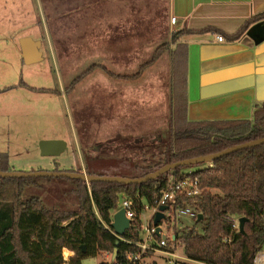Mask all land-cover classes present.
<instances>
[{
    "label": "rangeland",
    "instance_id": "rangeland-1",
    "mask_svg": "<svg viewBox=\"0 0 264 264\" xmlns=\"http://www.w3.org/2000/svg\"><path fill=\"white\" fill-rule=\"evenodd\" d=\"M85 3L79 4L80 10L62 15V1L54 2L45 19L57 70L46 54L47 70L28 75L26 68L18 77L32 86L29 90L20 84L19 110L11 106L8 110L16 113L7 115V107L1 109L0 153L7 155L9 170L140 176V166L153 161V153L186 130L184 98L180 90L174 91L170 75L171 33L165 7L126 2L114 8L109 2L103 6ZM77 6L72 2L66 9ZM176 114L182 119L176 121ZM53 139L64 140L66 149L58 156L41 155L39 142ZM205 166L207 162L184 166L179 172ZM71 180L36 177L26 183L22 197L36 195L49 206L75 209L76 184ZM122 196L118 193L116 205ZM192 225L201 230V223L179 215L164 225L163 232L169 236ZM174 253L178 257L148 252L137 264H203L187 258L179 242ZM111 260L112 253L102 251L82 259L81 264Z\"/></svg>",
    "mask_w": 264,
    "mask_h": 264
},
{
    "label": "trees",
    "instance_id": "trees-1",
    "mask_svg": "<svg viewBox=\"0 0 264 264\" xmlns=\"http://www.w3.org/2000/svg\"><path fill=\"white\" fill-rule=\"evenodd\" d=\"M263 17L264 13L259 14L242 29ZM238 35L239 32L232 37ZM176 117V121L182 119L179 114ZM182 133L169 140V146L165 143L159 153H153V161L140 166L141 175L169 162L215 153L263 137L264 103L254 111L252 119L186 120V130ZM211 163L212 172L206 173L205 169L193 171L199 176L203 192L179 202L180 206L190 204L197 215L202 214L201 220L197 215L194 218L196 223L202 224L201 230L192 225L180 233L175 231V242H179L187 258L194 261L252 264L256 252L264 247V143L229 153ZM180 168L141 184H87L72 179L78 200L75 209L49 206L36 195L23 198L26 183L36 181V177H0V264H63V254H68L66 250L62 253L63 248L74 251L67 260L69 264H81L82 259L102 251L111 252L114 259L97 264H128L125 254L135 252L137 247L117 238L103 224H111L118 193L134 200L145 198L151 205L163 188L167 175L174 173L178 176ZM0 170L9 171L4 153H0ZM242 216L247 220L243 232H240L232 227V222L235 217ZM139 231L140 221L136 218L122 236L137 241Z\"/></svg>",
    "mask_w": 264,
    "mask_h": 264
},
{
    "label": "crops",
    "instance_id": "crops-1",
    "mask_svg": "<svg viewBox=\"0 0 264 264\" xmlns=\"http://www.w3.org/2000/svg\"><path fill=\"white\" fill-rule=\"evenodd\" d=\"M61 1L62 15L80 10L79 4L85 2L93 6L109 2L114 8L126 2L163 5L171 33L172 86L174 91L182 92L188 121L252 119L254 111L264 103V17L242 29L264 13V0ZM54 2L59 0H0V98L5 95L0 99V112L7 107V115L13 114L14 109L8 110L11 106L19 110L18 96L23 87L18 77L26 68L28 75L44 72L49 54L57 70L53 39L45 19ZM72 2L78 4L77 9L67 11ZM238 32V37L233 38ZM217 35H222L223 40L218 41ZM22 39L38 43L36 53L26 59L20 46ZM24 86L32 89L27 83ZM2 108L5 109L1 111ZM64 250L68 254L63 256V264H69L67 260L74 251L63 248L62 253Z\"/></svg>",
    "mask_w": 264,
    "mask_h": 264
},
{
    "label": "built area",
    "instance_id": "built-area-1",
    "mask_svg": "<svg viewBox=\"0 0 264 264\" xmlns=\"http://www.w3.org/2000/svg\"><path fill=\"white\" fill-rule=\"evenodd\" d=\"M216 39L222 41L223 37L222 35H217ZM212 167L213 164L207 162V166L200 167L199 169L211 171ZM203 190L204 188L201 186L199 176L193 174V171H191L187 173H179L178 176L174 173H169L163 188L151 205L145 198L134 200L130 196L122 193L123 196L121 202L119 206L117 205L115 212L120 209L124 210L126 218L130 220L128 229L132 226V222L136 218L139 219L140 238L137 241L126 239L123 236L116 234L111 225L103 224L117 238L137 247L135 252H127L125 254V259L128 264H136L144 255L153 251H161L168 256L178 257L174 253V246L176 244L175 233L172 231L173 233L168 236L163 232L164 225L170 224L172 220H175L176 216L179 215L189 216L194 219L197 215V211L194 207L190 204L180 206L179 202L200 195ZM161 206H166L162 211L163 217L160 219L158 225H154V217L160 210ZM147 210L149 211V214H146ZM157 227L159 228L158 234L156 232ZM232 227L238 229V218L233 219ZM169 228L170 227H167L166 230ZM112 261L113 257L111 262ZM171 264L176 263L171 262ZM252 264H264V247L256 252L252 259Z\"/></svg>",
    "mask_w": 264,
    "mask_h": 264
},
{
    "label": "water",
    "instance_id": "water-1",
    "mask_svg": "<svg viewBox=\"0 0 264 264\" xmlns=\"http://www.w3.org/2000/svg\"><path fill=\"white\" fill-rule=\"evenodd\" d=\"M38 43L32 41L31 39H22L20 41V46L22 50V54L25 59L29 56H33L36 53V47ZM28 61V59H27ZM264 143V136L256 139H252L247 142H243L240 144H235L225 149L205 154L199 155L191 158H185L182 160H177L174 162L166 163L153 171L147 172L141 176H118V175H99V174H89L85 172H77V171H48V170H36V171H16L9 170L4 171L0 170V177L2 178H31V177H60V178H69V179H77L85 181L87 184L91 182H111V183H119V184H141L150 179H155L158 176L173 170L176 167L190 166L196 165L204 162H212L219 157L227 155L229 153L235 152L237 150L245 149L248 147H253L259 144ZM67 147V144L64 140L53 139V140H41L39 142L40 153L43 156H58L61 152H63ZM166 208V206H161L160 210L156 213L153 223L154 225H158L160 219L163 217L162 211ZM202 214H198V220L202 219ZM247 220L246 217L242 216L238 218V229L240 232H243L244 222ZM130 224V220L126 218L124 214V210L120 209L114 212L111 221V227L114 229L115 233L122 236L126 230L128 229ZM159 228L157 227V234ZM118 242H116V245ZM84 249V246L82 245ZM114 259V255H112Z\"/></svg>",
    "mask_w": 264,
    "mask_h": 264
}]
</instances>
